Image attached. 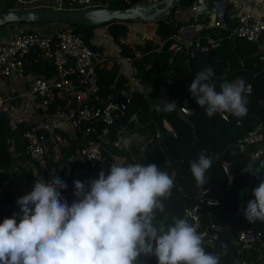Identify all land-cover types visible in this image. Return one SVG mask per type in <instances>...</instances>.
<instances>
[{
  "label": "trees",
  "instance_id": "obj_1",
  "mask_svg": "<svg viewBox=\"0 0 264 264\" xmlns=\"http://www.w3.org/2000/svg\"><path fill=\"white\" fill-rule=\"evenodd\" d=\"M93 1L100 3L97 6L126 8L141 0ZM194 1L180 0L164 19L156 21V34L163 41L160 49H157V45L152 39H147L142 44L133 45L121 42L128 31L126 24L128 21H111L103 24L107 28V34L111 41L118 46L120 56L130 57L132 59L130 63L136 69L137 75L143 77L149 84L152 98L155 100L166 99L169 102L175 101L177 103L174 111H158L151 106V101L145 97L143 92L133 89L130 91V102L127 103L125 110L119 113L115 117L114 123L107 128L109 138L110 140L113 138L119 126L127 131H132L135 126H140L143 132L150 131V138L146 145L142 144L138 149L144 150L148 164H156L161 171L167 169L169 174L171 173V176L174 177V182L181 188L180 191L173 190L170 198L163 201L165 211L157 213V224L164 223L167 226L173 222V217L184 218V196L192 197L200 188L197 187L190 171V161L198 159L201 150L206 149V154L213 159L211 169L206 172V177H209L206 183L213 184L224 191V198L220 206L206 208L204 221L213 218L215 222L224 227V234L230 230L235 237H237L240 228L255 225L262 233V239H264V221L257 220L255 223H250L244 215L246 202L254 198L252 189L257 187L261 180H264V155L260 161L249 165L248 153L250 148L239 151V144L237 143L239 139L258 126L264 129V60L260 58V55L264 54V48L261 51L256 41L224 39L218 48L210 51L214 58L208 59V64L212 66L215 73L212 82L215 83L216 90H220L219 85L225 79L232 81L236 78H243L246 85H250V93L247 96V115L237 118L225 113L226 118H223L221 114L217 113L209 118L205 110L200 108L196 99L189 92L190 84L196 73L205 67L192 54H187L185 50L180 49L175 51L171 65L168 67L170 53L178 46L175 36L183 25L182 22L173 17L175 9L178 6L189 7ZM229 13V9L226 8L223 21L227 26H232ZM55 23L58 24L57 26L71 28L95 51H101L100 46L92 45L90 42L93 38L94 27L84 26L81 23ZM205 32L211 35L225 33L224 29L212 26L202 28L199 34ZM259 40L264 42V35ZM27 57L25 58L27 72L30 71V67L37 69L38 72L43 69L40 67L45 63L37 58L36 52L30 53ZM187 62L191 63V75L188 73ZM120 64L113 62V66L109 69L97 66L99 91L96 97H92L91 103L94 106H100L104 101L125 88L128 79L120 73ZM64 106L65 101L56 100L50 110L55 112L65 108ZM180 107L190 109L191 113L185 116L180 115L178 111ZM164 121L170 124L175 135L165 129ZM103 127L104 125L100 124L98 129L101 130ZM157 133L160 136L158 139ZM9 136V119L4 111H0V223L5 217H10L14 212L19 211L16 203L17 198L29 192L36 180L40 178L33 175L31 169L13 161L10 145L7 141ZM159 141L164 153L160 151L161 148H157ZM78 146L76 139L69 140L67 145H61L58 151L60 158L57 161L53 160L54 153L51 150L50 157L47 154V170H51L53 166L64 164L69 158H74L68 174L62 171H58L57 174L64 176L67 183L73 179L80 180L79 175L75 177L74 170L85 165L78 158ZM109 147H111L109 151L126 157L125 165L128 163L144 164L143 157L137 155L138 149L133 146L128 152L117 151L111 145ZM105 151L107 150L105 149ZM130 151L133 153H131L132 156ZM223 161L229 164V169L234 174V181L230 187L226 186L225 176L220 166ZM245 167L256 168L259 171L253 176L250 172L245 171ZM45 173L46 171H42V174L45 175ZM246 190L248 191L247 194ZM241 191H245L243 214L235 217L233 215L238 209ZM63 197L68 200L69 204L72 203L71 191ZM220 240L214 243L215 251L220 256L219 264H236L234 262L235 253H228L230 256L223 255L225 244ZM255 244L260 246V241H256ZM208 251L213 253V250ZM140 259L142 264H157L155 256H142Z\"/></svg>",
  "mask_w": 264,
  "mask_h": 264
},
{
  "label": "clouds",
  "instance_id": "obj_2",
  "mask_svg": "<svg viewBox=\"0 0 264 264\" xmlns=\"http://www.w3.org/2000/svg\"><path fill=\"white\" fill-rule=\"evenodd\" d=\"M214 76L206 67L190 84L189 92L200 108L209 118L217 113L247 115L246 81L225 79L217 91ZM160 100L159 110H175V101ZM206 153L201 150L198 159L190 161L197 187L205 185L213 164ZM112 161L107 175L101 170L99 178L87 184L74 180L71 204L62 196L68 185L59 176L48 182L36 180L17 198L19 211L0 223V264H142V256H155L157 264H219L220 256L206 252L187 214L173 217L167 226L157 224L156 215L165 211L163 201L172 194L174 177L154 163L125 165L116 157ZM252 194L244 215L250 223L264 221V180Z\"/></svg>",
  "mask_w": 264,
  "mask_h": 264
},
{
  "label": "built area",
  "instance_id": "obj_3",
  "mask_svg": "<svg viewBox=\"0 0 264 264\" xmlns=\"http://www.w3.org/2000/svg\"><path fill=\"white\" fill-rule=\"evenodd\" d=\"M59 5L65 4L72 8L89 5L93 0H55ZM194 12H198L195 3L191 5ZM210 15V14H209ZM212 27L224 29V34L211 35L210 33L197 34L195 37L185 39L183 50L192 54L195 50L210 52L218 48L224 39H245L258 41L264 35V16H251L239 14L234 19L232 26H227L221 19H213ZM123 40H121L122 42ZM38 50L40 58L49 61L53 67L52 78L43 74H32L25 69V58L34 50ZM107 57L99 51H95L77 32L69 27L59 26L51 32H41L34 29L20 28L12 37L0 43V74L9 76L17 74L27 79V91L36 97V108L42 116H55L68 122L75 133L78 142V158L91 171L97 173L98 163L104 161L111 167L112 159L105 157L104 151L110 145L118 150L129 151L130 144L125 143V129L118 127L110 140L108 126L112 125L115 117L123 112L130 102V92H119L115 96L104 101L100 106H94L91 101L99 91L97 84V66ZM130 57L115 59V63L131 61ZM188 65V72L191 69ZM250 88V85H247ZM9 97L0 92V110L3 103ZM56 100L65 101V108L52 112L51 106ZM161 100H157L154 108L158 111ZM180 114L187 115L191 110L185 107L178 108ZM226 118V114L222 115ZM104 127L99 130L98 126ZM166 129L171 128L166 126ZM26 155L35 162L38 169L46 171V181L54 176H59L56 171L48 169V150L50 147L49 135L38 126H30L22 134ZM64 136L56 132L53 137L52 148L59 151L64 144ZM239 151L250 148L248 153L249 165L260 161L264 155V129L259 126L250 131L246 136L239 139ZM225 176L226 184L232 185L234 174L229 169L227 162L220 164ZM258 169L253 168L251 175H256ZM67 183L64 176H59ZM68 185V183H67ZM62 196L70 192L62 189ZM210 201L212 203H210ZM221 205L220 197L211 194V186L204 185L195 194L187 210L189 222L197 228L202 237V244L206 252L215 251V242L224 235V227L212 219L204 221L205 208ZM237 239L241 248H249L256 241L262 240V233L255 225L242 227L238 230Z\"/></svg>",
  "mask_w": 264,
  "mask_h": 264
},
{
  "label": "crops",
  "instance_id": "obj_4",
  "mask_svg": "<svg viewBox=\"0 0 264 264\" xmlns=\"http://www.w3.org/2000/svg\"><path fill=\"white\" fill-rule=\"evenodd\" d=\"M195 3L198 7V12H194L189 7L178 6L175 9L174 18L178 21L182 22V26L180 27L178 34L175 36L176 44L178 46L182 44L185 39H189L195 37L202 28L211 27V23L213 19H221L223 20V14L226 8L229 9V14L232 23L234 19L239 14H249L251 16H264V0H195ZM58 3L55 0H0V10H8V9H31V8H58ZM210 14V15H209ZM138 23H143L142 25H138ZM128 26V31L123 38V43L133 45V44H142L147 39H152L154 43L157 45V49H160L163 45V41L156 34L157 23L156 22H138V21H128L126 22ZM55 22L45 23V24H34V23H10L6 26L0 27V43L9 40L14 33L20 28H30L34 30H38L41 32H51L54 29H57L59 26ZM147 28H155V38H151L150 35L144 31ZM142 30V31H141ZM262 37V36H261ZM109 38V39H108ZM92 45H98L101 47V51L107 59L101 63L103 68L109 69L113 66V62L115 59L123 58L120 56L118 46L113 43L110 37L107 34L106 26L100 25L98 27H94L93 29V38L91 39ZM258 48L262 51L264 48V42L261 40L256 41ZM183 45V44H182ZM177 46V47H178ZM175 49V48H174ZM36 52V56L38 59H41L45 64L40 68H43L40 72L37 69L31 68L29 73L32 74H43L49 78H52L54 75V70L51 63L45 59L40 58L38 55V50L34 49L31 53ZM28 58V57H27ZM260 58L264 60V54L260 55ZM210 59V58H209ZM197 60V59H196ZM198 61V60H197ZM199 62V61H198ZM240 62L243 64L242 60ZM120 64V63H118ZM208 64V59H207ZM209 65V64H208ZM120 66V73L123 74L125 78L128 79V83L125 88L120 90L119 92H130L133 89H137L145 95V97L151 101V106L154 107V104L157 103V100L152 98V91L149 84L145 81L143 77L137 75V71L132 67L130 61H122ZM189 67L191 69V63H189ZM28 70V68H27ZM189 73V72H188ZM0 92L9 97L6 100L0 111H4L9 119L10 124V136L7 138V141L10 145V152L13 158V161L21 166H25L28 169H31L33 173H39V179H43L46 181V173L45 175L38 169L35 162L31 161L30 158L25 153L24 141L22 134L25 129L30 126H38L42 131L46 132L50 137V145L53 144L52 137L56 132L64 135V144L67 145L69 140L74 139L75 133L73 129L70 127L68 122L62 120L61 118L55 116H42L41 112L38 108H36V97L30 95L27 91V79L26 77L18 76L17 74H11L9 76H3L0 74ZM183 116V114H180ZM185 116V115H184ZM163 126L166 129V126L171 128V130L166 129L168 132L174 134V131L170 124L166 121L163 122ZM259 127V126H258ZM150 131L143 132L140 126H135L132 131L125 130V138L133 137L131 146L138 149L139 146L146 145L147 141L150 138ZM158 134V133H157ZM157 139L160 138L159 134L156 136ZM158 143V142H157ZM109 148L106 147L107 151H104V156L108 158L116 157L120 161L124 163L126 157L121 154H115L109 151ZM113 148V147H112ZM157 148H161V152L164 153L163 148L161 147V143L157 144ZM119 151L116 148H113ZM142 149V147H141ZM54 153V161L59 160L60 154L58 151L49 147L48 154L49 157L51 152ZM128 152L126 150H122ZM132 156V151L129 152ZM132 153V154H131ZM137 155L143 157L144 163L148 164V159L145 156L144 150L138 149L136 151ZM135 153V154H136ZM50 159V158H49ZM74 158H69L67 162L64 164H60L59 166H53L49 171H62L65 174H68L71 169V162ZM113 163V161H112ZM229 165V164H228ZM101 170L105 171V174H108V170L110 168L104 161L98 163L97 173L91 174V171L86 167H82L74 170V175H79L81 177L80 181L84 183H88L90 179H98L99 173ZM164 171L168 172L167 169ZM169 173V172H168ZM171 176V173L169 174ZM74 180L68 183L71 194L73 195V200L75 199V188H74ZM176 189L175 191H180L181 188L178 184L174 182ZM205 185L211 186V194L217 197H220L221 202L224 198V191H221L215 185L205 183ZM230 187L231 185H227ZM201 187L198 189V191ZM172 190V191H173ZM197 191V192H198ZM196 192V193H197ZM195 196V195H194ZM192 196L191 198H193ZM184 196V203H185ZM239 206V205H238ZM214 209V208H213ZM211 209V210H213ZM206 211V208L204 209ZM236 213V212H235ZM234 213V214H235ZM243 214V211H242ZM233 216H241V215H233ZM184 217H185V204H184ZM212 217V216H211ZM213 219V218H212ZM214 220V219H213ZM229 234H224L220 241H223L225 246L223 247V255L230 256L228 253H235L236 264H264V239L260 241V246H256V244L251 245L249 248H241L240 243L237 237L233 236V233L229 230L227 231ZM249 260V261H248Z\"/></svg>",
  "mask_w": 264,
  "mask_h": 264
},
{
  "label": "water",
  "instance_id": "obj_5",
  "mask_svg": "<svg viewBox=\"0 0 264 264\" xmlns=\"http://www.w3.org/2000/svg\"><path fill=\"white\" fill-rule=\"evenodd\" d=\"M180 0H141L126 8H111L108 6H91L77 8H31L0 10V27L10 23L45 24L52 22L81 23L84 26L98 27L111 21L156 22L164 19ZM183 50V45L176 47L169 56L168 67L176 50ZM192 55L203 67L211 68L207 59L214 58L210 52L195 50ZM167 67V68H168ZM165 69V71L167 70ZM213 70V69H212ZM177 187L174 184V188ZM240 193L239 206L234 215L243 211V195ZM193 198L185 197V216ZM229 233L227 232V235Z\"/></svg>",
  "mask_w": 264,
  "mask_h": 264
},
{
  "label": "rangeland",
  "instance_id": "obj_6",
  "mask_svg": "<svg viewBox=\"0 0 264 264\" xmlns=\"http://www.w3.org/2000/svg\"><path fill=\"white\" fill-rule=\"evenodd\" d=\"M100 3H98V2H95V1H92L89 5H87V6H83V7H91V6H97V5H99ZM58 7L59 8H72L71 6H69V5H65V4H60V5H58ZM74 8H76V7H74ZM79 8V7H78ZM143 23H138V25H142ZM28 29H30V28H28ZM142 31V30H141ZM142 32H146V33H148L149 35H150V37L152 38H155V28H147V29H144V31H142ZM109 39V38H108ZM247 190H246V194H247ZM249 261V260H248Z\"/></svg>",
  "mask_w": 264,
  "mask_h": 264
}]
</instances>
